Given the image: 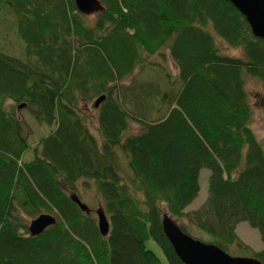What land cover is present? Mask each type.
I'll list each match as a JSON object with an SVG mask.
<instances>
[{
  "label": "trees",
  "instance_id": "obj_1",
  "mask_svg": "<svg viewBox=\"0 0 264 264\" xmlns=\"http://www.w3.org/2000/svg\"><path fill=\"white\" fill-rule=\"evenodd\" d=\"M99 1L91 23L74 0H0L21 43L0 42V264H185L165 214L264 263L237 233L248 222L264 243V143L246 87L264 83V39L231 0ZM23 103L49 127L35 142ZM204 168L208 197L187 210ZM81 180L102 199L106 235L72 198ZM41 213L56 222L33 235Z\"/></svg>",
  "mask_w": 264,
  "mask_h": 264
},
{
  "label": "rangeland",
  "instance_id": "obj_2",
  "mask_svg": "<svg viewBox=\"0 0 264 264\" xmlns=\"http://www.w3.org/2000/svg\"><path fill=\"white\" fill-rule=\"evenodd\" d=\"M98 16V11H94L93 13L87 15L88 21L93 23ZM1 17V16H0ZM11 20V18H9ZM5 42V46L11 53L15 50H17L18 53H21V43L16 36L15 31L11 28V26L7 25V22L0 20V42ZM220 46L222 50L225 53H228L230 55H241L242 49L241 48H234L225 46L223 42L220 43ZM153 60H161L162 57L160 55H153L151 56V59ZM167 64L169 67H173L172 70H174L175 65L170 59H166ZM247 82L246 87L248 90V94L250 98V102L252 104V108L254 111L253 116V122H252V128L255 131L258 139L264 143V83L260 81L259 79L246 76ZM89 112L92 116V121L89 127H91V130L96 134L97 133V113L93 111V109L89 108ZM20 113L22 114L24 120L27 121L28 125L30 126V130H32V133L30 135V140L33 142L36 141V138L39 136L47 133L49 131V127L45 124H39L37 123L32 117L29 116L27 111L22 107L20 109ZM210 170L207 168H204L201 173V184L202 188L199 193V196L187 207V210H194L198 208L200 205H202L207 197H208V188H209V174ZM79 190H80V198L83 202H85L91 209V214L95 217H97L96 210L102 208V199L97 194V191L94 187L87 188L83 181H79ZM177 223H180L181 220L177 218H173ZM183 221V220H182ZM31 222V220H29ZM192 232L200 238H203L205 240H209L210 235L205 234L201 232V229L199 230L195 226H192ZM237 233L239 234L240 238L247 244H249L253 249L255 250H261L264 248V243L261 238V234L259 229L252 227L249 225L248 222H240L237 225ZM148 246L153 249L162 259V261L167 262L165 255L163 251H161L160 247L152 240H148ZM234 256H243V257H251L252 254L250 252H244V251H233L231 252Z\"/></svg>",
  "mask_w": 264,
  "mask_h": 264
},
{
  "label": "water",
  "instance_id": "obj_3",
  "mask_svg": "<svg viewBox=\"0 0 264 264\" xmlns=\"http://www.w3.org/2000/svg\"><path fill=\"white\" fill-rule=\"evenodd\" d=\"M79 11L91 14L102 9L99 0H74ZM231 3L243 14L248 24H250L253 34L264 39V0H231ZM105 98L104 95L96 99L95 105L99 106ZM25 103L20 105L22 108ZM72 198L79 204L81 209L90 211V207L83 202L77 194H72ZM98 225L102 234L106 235L110 230V222L105 211L101 208L96 210ZM163 219V229L174 250L185 264H264L256 257L234 256L220 248L218 245L203 241L194 237L180 228L179 224L165 214ZM56 222V217L52 213H41L31 220L29 230L31 234L38 235L50 225Z\"/></svg>",
  "mask_w": 264,
  "mask_h": 264
}]
</instances>
